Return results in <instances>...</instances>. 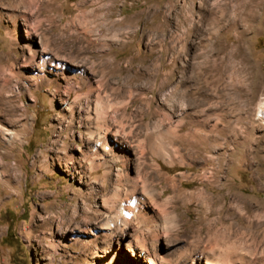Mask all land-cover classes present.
Wrapping results in <instances>:
<instances>
[{"label": "rangeland", "instance_id": "374dc122", "mask_svg": "<svg viewBox=\"0 0 264 264\" xmlns=\"http://www.w3.org/2000/svg\"><path fill=\"white\" fill-rule=\"evenodd\" d=\"M239 4L0 0V264H264V0Z\"/></svg>", "mask_w": 264, "mask_h": 264}, {"label": "bare ground", "instance_id": "6f19581e", "mask_svg": "<svg viewBox=\"0 0 264 264\" xmlns=\"http://www.w3.org/2000/svg\"><path fill=\"white\" fill-rule=\"evenodd\" d=\"M236 1H240V8H241V11L243 12V14H245V15H253V13H254V8H256L257 7V5H258V2H259V0H236ZM238 7V6H237ZM257 9V8H256ZM241 12V13H242ZM242 15V14H241ZM215 65V64H214ZM213 65V66H214ZM216 67V66H215ZM212 69H214L213 67H211ZM210 68V69H211ZM211 69V70H212ZM215 70V69H214ZM216 70H222L221 69V67H218V68H216ZM213 72V71H212ZM244 85V84H243ZM242 85V86H243ZM247 87V88H246ZM257 86H256V83L254 84V82H253V84L251 85V84H246V86H244V87H242L241 89H240V92H242V95H244V96H246V97H251V96H254L255 94H256V92H257ZM263 106H264V103H263ZM260 116H262V117H264V109H261L260 110V114H259ZM168 131V130H167ZM174 136V135H173ZM175 137V136H174ZM176 139V138H175ZM161 146L169 153H171L172 151L170 150V146H169V144H161ZM119 150V153H121L122 152V150L121 149H118ZM165 151V152H166ZM169 153V154H170ZM164 154V153H163ZM121 155V154H120ZM165 155V154H164ZM168 156V155H167ZM168 158V157H167ZM223 165V164H222ZM166 180H169V178L168 177H166ZM173 185H174V189H175V192H176V194L178 195V196H182L183 195V191L178 187V186H176L174 183H173ZM134 189L136 190L137 188L136 187H134ZM137 194V193H136ZM144 194H146L145 192H143V196H144ZM164 194V191H162V195ZM137 202V204H139L141 207H140V209L139 210H141L142 209V207L143 206H145L146 204H145V202H147V200L145 201L143 198H141V199H138V200H136ZM139 201V202H138ZM141 213H143V212H141ZM142 221V220H141ZM144 225V224H143ZM145 233V232H144ZM236 244L237 243H235V242H233V243H231L230 244V247L232 248V247H235V249H236ZM141 251L143 252V251H145V249H142L141 248ZM152 264H156V261L155 260H152Z\"/></svg>", "mask_w": 264, "mask_h": 264}]
</instances>
